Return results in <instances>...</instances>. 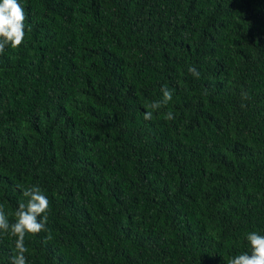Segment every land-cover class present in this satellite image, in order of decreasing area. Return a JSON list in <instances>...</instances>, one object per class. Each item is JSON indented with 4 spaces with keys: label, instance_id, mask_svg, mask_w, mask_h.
<instances>
[{
    "label": "trees",
    "instance_id": "obj_1",
    "mask_svg": "<svg viewBox=\"0 0 264 264\" xmlns=\"http://www.w3.org/2000/svg\"><path fill=\"white\" fill-rule=\"evenodd\" d=\"M21 2L25 41L0 52V208L12 224L25 190L49 199L27 264L250 251L247 234L264 235V0ZM14 252L0 232V264Z\"/></svg>",
    "mask_w": 264,
    "mask_h": 264
},
{
    "label": "clouds",
    "instance_id": "obj_2",
    "mask_svg": "<svg viewBox=\"0 0 264 264\" xmlns=\"http://www.w3.org/2000/svg\"><path fill=\"white\" fill-rule=\"evenodd\" d=\"M26 35L25 12L21 0H0V52L15 50L23 44ZM195 73V69H190ZM163 102L172 99V93L163 90ZM153 110L160 103L152 104ZM153 112L144 114L145 120H151ZM26 204H20L15 214V222L10 224L5 211L0 208V232H9L15 237V252L10 264H27L25 238L29 234H38L46 227L49 211V199L38 186H32L23 192ZM250 251L231 258L230 264H264V235L252 231L246 236Z\"/></svg>",
    "mask_w": 264,
    "mask_h": 264
}]
</instances>
